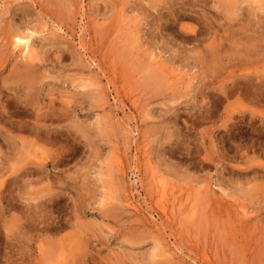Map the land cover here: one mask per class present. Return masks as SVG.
I'll use <instances>...</instances> for the list:
<instances>
[{
	"label": "rangeland",
	"instance_id": "1",
	"mask_svg": "<svg viewBox=\"0 0 264 264\" xmlns=\"http://www.w3.org/2000/svg\"><path fill=\"white\" fill-rule=\"evenodd\" d=\"M206 1L0 0V47L33 27L41 61L10 54L0 114L76 120L0 123V264H264V107L224 98L264 0Z\"/></svg>",
	"mask_w": 264,
	"mask_h": 264
},
{
	"label": "bare ground",
	"instance_id": "2",
	"mask_svg": "<svg viewBox=\"0 0 264 264\" xmlns=\"http://www.w3.org/2000/svg\"><path fill=\"white\" fill-rule=\"evenodd\" d=\"M198 1L199 2H194V4L195 3H204V5L207 4L206 0H198ZM228 1H227V3L225 2V4H223L221 1L215 0V8L217 10L221 9V11H223L222 15H223V13H226V15H227V16L225 15L224 17L229 18L230 21L231 20L234 21L235 18L232 16V13H234V15H235L237 12H239L244 7H245L244 9H246L247 5L244 6V4L245 3L248 4V2L245 1V0H240V2H232L231 1L232 5H229ZM255 1H257L256 4H258V0H254L253 2L255 3ZM239 3H240V5H239ZM192 4H193V2H192ZM248 6H250V5H248ZM248 8L249 7H247V9ZM255 8H256V6H255ZM216 9H215V12H217ZM235 10H237V11H235ZM259 10H260V8H259ZM189 11H191L192 13H195L198 16L201 15V17L199 16L198 20L201 21V23H203V24L205 23V25L207 24V26L209 25L208 30L204 29L205 27L207 28V26L204 25L205 27L203 29L205 30V32H204L205 34L203 33V35L200 34V35H197V36H193L192 39L190 38V40L193 41V42H196V43L197 42L201 43L204 40L212 38L213 39L212 42L210 44H207L206 53H208V55H210V56L212 55V57H213L214 55L212 53L214 52L215 41H217V36L215 37V34H214V36L211 35L213 33V29L210 30L212 28V26H211L212 22L210 23L211 20L209 21V16H207V14L204 12V10H202V12H196V11H194L191 8ZM218 14L221 15L219 12H218ZM240 14H239V16H240ZM239 16H238V18H239ZM241 16L243 17V15H241ZM218 18L220 20H218ZM218 18H217V21H221L222 22L223 19H221L220 17H218ZM248 18H249V16L246 19L248 20ZM236 20H237V23L235 22L232 26H228V28H230V32H231V29H233L234 27H236L238 25L239 29H236V31L233 30V32H235L237 34L240 32V34L242 36H244L243 39H245V40L246 39L247 40L251 39V40L255 41V43H252V46L248 45L249 46L248 49L250 48L251 51H249L250 53H247V54H245L244 51L242 50L243 46L240 47V45H236V46L239 47L238 50H242L243 51L242 54L243 55L245 54L244 55L245 58L241 59V57L238 55L239 57L236 58V59L238 60L239 63H238V65L236 63L235 64L239 67V70L245 71L246 80L248 81V83H245L246 89L243 88L242 84L238 83V82L234 86L227 88L226 90H224V95H225L224 98L228 99L230 96H234L236 94V95H238L237 99H239V100H242V98L240 96H242V97L244 96L245 98H247L248 102L253 104V106L264 107V22H261V20L260 21H254V23L250 25L251 28L248 27L249 29H252L251 32L253 33L252 36H251V34H249L250 35L249 36L248 33L246 32L247 30L246 31L244 30V32L243 31L241 32V29L242 30L244 29L243 20L241 19L242 22H239L240 19H236ZM223 22H224V20H223ZM250 22H252V21H250ZM217 23L215 22L216 27L213 26L214 28H217L219 26ZM245 23L247 24V22H244V24ZM220 24H222V23H220ZM224 24L221 25L222 28L224 27ZM25 27H26V25H25ZM27 27H29V26H27ZM228 30L226 29L225 30L226 32H224L226 34H223L224 40H226V37L228 35L227 34ZM220 31H218V32H220ZM216 32H217V30H216ZM235 33H234V35H235ZM244 33H246V34H244ZM37 34H38V32L36 30H34L33 27H32V29L30 27L29 28H25V30H24V27H23L22 31L21 30H18V31L15 30V32H12L11 34H9L10 37L9 36L6 37L8 39V41L6 43H3L4 40L6 41V38L5 39L2 38L3 42L1 44L3 46H1L0 48L5 50L7 44H10V46H9L10 48H8L7 51L5 50V52H6L5 59H3V62H0V73L7 69V67H8L7 63L10 64L9 57H10V54H11V58L14 57V59H15L16 56H17V58L20 57L19 60L15 59L17 61V63L14 62L15 65H13L14 66L13 68L15 70H17L18 73L20 74L19 76L22 77V78H26V80H28L30 82H31L32 79H35V77L38 74L39 68L41 67L40 66L41 65V61H39L40 60L39 51H38L39 49H38V47H37V45L35 43V40H34V38H35V36ZM231 35H233V33ZM231 35H230V37H231ZM223 37H220V38L222 39ZM230 37L228 36V38H230ZM228 38H227V40H228ZM240 38L239 39H235V40H237L238 43H241L240 41L242 39H240ZM230 39H229V41H232ZM232 39H234V38H232ZM245 43L248 44V41L245 42ZM224 45H226V43ZM228 45H231V44H228ZM236 46H234V48L237 49ZM236 49L234 50L235 54L238 52V51L236 52ZM243 49H245V48H243ZM214 54H215V52H214ZM232 73H234V71L231 72L230 74H232ZM230 74H229V77H228L229 79L231 78ZM27 94H29V93H27ZM28 96L29 97H27L25 99L24 103L27 104V105H31V106L36 104L35 101H37L36 100L37 97H35V96H31L30 97V94ZM0 106L6 107L7 106V102H5V103L1 102ZM54 112H55L54 109H52L49 112H43V111L40 112V110L38 109V111H36V113H35V116L31 120L32 122H26L25 120L23 122H25V124L30 123V125H32V126L40 127L39 125H45V123H47V122H55V121L65 122V119L67 121H70L71 118H73V117H70V118H66L65 117V119H63V118H61L62 116L61 117L59 116L60 117V119H59V117H56L57 115ZM74 121H76V120H74ZM74 121L73 122L70 121V122L74 123ZM23 122L19 121L18 118L14 119L11 116H6L5 117V116H2V114H0V123H9L10 125L24 126ZM161 196H163V195L161 194Z\"/></svg>",
	"mask_w": 264,
	"mask_h": 264
}]
</instances>
